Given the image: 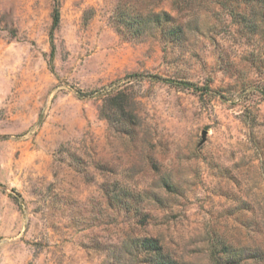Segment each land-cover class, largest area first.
Listing matches in <instances>:
<instances>
[{
	"label": "rangeland",
	"instance_id": "1",
	"mask_svg": "<svg viewBox=\"0 0 264 264\" xmlns=\"http://www.w3.org/2000/svg\"><path fill=\"white\" fill-rule=\"evenodd\" d=\"M263 13L0 0V264H264Z\"/></svg>",
	"mask_w": 264,
	"mask_h": 264
},
{
	"label": "trees",
	"instance_id": "2",
	"mask_svg": "<svg viewBox=\"0 0 264 264\" xmlns=\"http://www.w3.org/2000/svg\"><path fill=\"white\" fill-rule=\"evenodd\" d=\"M262 7L264 9V0H262ZM263 16H264V13H263ZM58 22H59V11H58L57 6H55L53 10V14H52V28L55 27L58 24ZM114 103L120 106V108H122L119 102H114ZM144 244L147 247L153 248L156 251L155 255L158 258L157 264H173L172 261H167L166 259L162 258L161 251L159 247L156 245V242L152 238H146L144 240Z\"/></svg>",
	"mask_w": 264,
	"mask_h": 264
},
{
	"label": "water",
	"instance_id": "3",
	"mask_svg": "<svg viewBox=\"0 0 264 264\" xmlns=\"http://www.w3.org/2000/svg\"><path fill=\"white\" fill-rule=\"evenodd\" d=\"M205 134H206V132L204 131L202 134V141H204V139H205Z\"/></svg>",
	"mask_w": 264,
	"mask_h": 264
}]
</instances>
